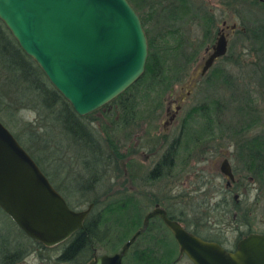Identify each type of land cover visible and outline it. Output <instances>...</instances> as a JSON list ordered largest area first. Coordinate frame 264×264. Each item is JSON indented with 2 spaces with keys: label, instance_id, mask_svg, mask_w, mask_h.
<instances>
[{
  "label": "rangeland",
  "instance_id": "1",
  "mask_svg": "<svg viewBox=\"0 0 264 264\" xmlns=\"http://www.w3.org/2000/svg\"><path fill=\"white\" fill-rule=\"evenodd\" d=\"M172 2L175 0H139L133 7L138 16L144 19L142 27L154 33L161 29L155 24L158 13L162 15ZM188 2L193 11L204 12L205 16L189 20V13H186L188 21L179 23L185 42L183 49L191 52L187 70L164 93L160 107L153 113L142 110L131 124L111 133L121 155L110 154L98 163L95 173L98 172L100 178L91 183L87 193L93 196L107 192L108 197L131 193L138 199L142 213L158 202L179 218L184 227L205 237L216 238L224 248H231L241 232L264 231V183L257 181L248 171L235 170L237 165L232 155L235 142L254 133L264 135V88L257 81L259 74L252 49L255 42L245 29L254 21L264 20V3L256 0ZM148 3L155 4L152 13L148 11ZM209 18L214 20L213 25ZM222 20L229 32L227 48L201 75L199 68L202 59L216 36L217 28L222 26ZM232 24L233 29L230 27ZM5 90L0 86V121L21 139L24 138L23 132L26 136L32 128L38 136L45 137L51 120L48 112L40 111L33 105L34 100L17 97L15 93L13 95ZM211 99L218 103L212 134L196 142L186 141L184 149H177L174 164L164 175L156 179L145 178L166 142L177 134L184 111L192 104ZM243 100H248L246 112H241L237 107ZM140 106L143 108L145 105L141 103ZM109 112L102 107L82 116L83 121H89L97 130L99 140L103 138L99 127L108 124L105 115L110 116ZM251 119L253 121L248 124ZM58 134L52 132L46 141L43 142L44 137L40 140L43 144L46 142L43 154L48 156L40 162L48 173L50 183L63 195L65 193L75 199L79 194L77 191L71 193L72 185L88 181L85 175H79L83 172L80 161L82 151L80 156L74 151L77 146L80 147L78 141L71 143L67 136ZM54 139H57V143L59 141L58 146ZM24 140L29 144L26 142L29 140ZM36 141L38 138L31 142L36 144ZM37 148L31 146L34 154L39 156ZM225 156L233 175L243 182L245 193L238 195L240 210L237 204L234 206L232 198V194L238 192L234 185L230 186L229 192L224 189L227 178L220 172L219 164ZM243 173L249 174L251 179L242 177ZM71 202L74 203V200ZM59 248L57 244L41 245L27 236L0 208V264H79L77 260H57ZM95 248L96 253L110 251L101 244H96ZM175 264L192 262L181 255Z\"/></svg>",
  "mask_w": 264,
  "mask_h": 264
},
{
  "label": "water",
  "instance_id": "2",
  "mask_svg": "<svg viewBox=\"0 0 264 264\" xmlns=\"http://www.w3.org/2000/svg\"><path fill=\"white\" fill-rule=\"evenodd\" d=\"M0 20L79 115L112 99L143 72L146 35L128 0H0ZM225 50L220 31L199 74ZM219 170L232 178L226 158ZM90 206L71 208L0 121V208L20 230L42 244H54L81 227ZM155 215L175 241V260L184 255L192 264H264V231L246 233L226 249L185 229L157 203L143 213L140 225L117 251H93L85 264H120Z\"/></svg>",
  "mask_w": 264,
  "mask_h": 264
},
{
  "label": "trees",
  "instance_id": "3",
  "mask_svg": "<svg viewBox=\"0 0 264 264\" xmlns=\"http://www.w3.org/2000/svg\"><path fill=\"white\" fill-rule=\"evenodd\" d=\"M137 1L139 0H128L132 7ZM188 1L175 0L162 15L158 13L155 24L161 29L158 28L154 33H149L146 28H143L147 41L143 72L124 90L94 109L98 110L103 107L107 112L110 110L108 114L111 115H105L108 124L105 127L103 125L99 127L100 132H103L102 140L98 139V132L93 125L89 121L82 120L85 114L79 115L72 110L67 100L49 83L35 61L21 50L0 20V86L13 95L15 93L17 97L34 100L33 105L37 106L40 111L48 112L47 115L51 117L48 127L46 125L48 130L45 137L38 136L33 128L27 132L26 136L23 132V139L16 133L12 132V134L47 177L48 173L45 172L40 160L48 157L45 153L43 154V148L46 147V142L44 144L43 142L47 137L50 138L52 132L67 136L71 143L78 141L80 147L77 146L74 151L79 156L82 151L80 161L83 172L79 175L82 177L85 175L88 181L85 184L72 185L71 193L77 191L79 197L72 199L65 193L61 195L71 208L83 205L86 207L89 202L91 206L82 219L81 227L74 229L65 238L54 243L60 247L56 255L57 260H77L80 261L79 264H82L91 256L92 251L95 252L96 244H101L105 249L110 250L109 252L117 251L120 247L119 243L121 244L140 225L143 213L138 199L131 193L108 197L110 195L107 192L88 196L87 191L91 183L97 182L100 178L98 172L95 173L98 163H101L105 157L108 158L110 154L117 157L121 155L111 133L131 124L141 115L142 110L148 114L153 113L160 107L164 93L187 70L191 52L183 49L185 42L184 36L180 33L179 23L188 21L185 18L186 13H189V20L205 16L204 12L193 11ZM153 9H155V4L148 3V11L152 13ZM148 16L145 21L150 19L149 13ZM139 18L142 24L144 19L140 16ZM209 21L211 22L210 18ZM245 29L250 32V37L255 42L252 49L255 52L254 62L259 74L257 81L264 88V20L254 21ZM243 101L237 107L241 112H246L249 108L248 100ZM141 103L145 105L143 108L140 106ZM217 110L218 103L212 99L189 106L181 117L177 134L166 142L164 150L147 171L145 178L156 179L164 175L173 166L177 149L179 147L184 149L186 141L196 142L205 136L209 137L215 127ZM252 121L253 119L248 124ZM43 137L44 140L41 142ZM37 138L36 144L31 142L32 139ZM24 139L29 140V142L26 141L29 144L24 143ZM54 143L56 146L59 145L57 139H54ZM243 143L250 152L249 169H255L256 180L264 183V135L256 134L244 140ZM32 145L40 148L36 149L39 156L34 154L31 149ZM72 200L74 203L71 202ZM128 208H131L130 212ZM167 216L179 221L177 217L168 212ZM246 233V231L241 232L236 239ZM176 254L177 246L170 231L155 215L149 218L145 230L129 245L121 257V264H175Z\"/></svg>",
  "mask_w": 264,
  "mask_h": 264
},
{
  "label": "flooded vegetation",
  "instance_id": "4",
  "mask_svg": "<svg viewBox=\"0 0 264 264\" xmlns=\"http://www.w3.org/2000/svg\"><path fill=\"white\" fill-rule=\"evenodd\" d=\"M259 1H261V2H263L264 3V0H259ZM213 21L214 20H212L211 19V24L213 25ZM221 27H219V28H217V30H216V36H217V34L220 32V31H222L223 32V34H224V37H225V40H226V48H227V37H228V30H227V28H226V25L224 24L225 22H224V20H222L221 22ZM232 29H233V27H234V24H232V26H230ZM208 31H210L211 32V30H208ZM207 31V32H208ZM216 36H215V38H216ZM215 38H214V40H215ZM214 40H213V42H214ZM213 42L210 44V46H209V50H208V52L211 50V45L213 44ZM208 52L206 53V55L208 54ZM205 55V56H206ZM222 55H220V56H218V57H216L214 60H216L217 58H219V57H221ZM213 60V61H214ZM213 63V62H212ZM211 63V64H212ZM211 64L209 65V67L211 66ZM208 67V68H209ZM208 68L204 71V73L203 74H201V75H204L205 73H206V71L208 70ZM247 128H249V127H247ZM247 128H245V129H247ZM255 135V133L254 134H251V135H249L247 138L246 137H244V138H242L241 139V141L240 142H235L234 143V148H233V159L235 160V162H236V167H235V170L237 169V170H241V171H248L251 175H252V173L254 172V174H253V176H255V169H249V162H250V152H249V149H248V147H246L245 145H244V143H243V141L244 140H246V139H249L250 137H252V136H254ZM247 145V144H246ZM249 145V144H248ZM224 158V157H223ZM225 158L227 159V157L225 156ZM227 161H228V159H227ZM228 163H229V161H228ZM229 166H230V164H229ZM230 170H231V167H230ZM231 173H232V178L231 179H229L227 176H225L224 175V177H226L227 179L225 180V191H227V192H229L230 190V186L233 184L234 185V188H235V190H237L238 192H234L233 194H232V198H233V202H234V206L237 204L238 206H237V209L238 210H240L241 209V206H240V203H239V200H238V195L242 192V194L243 193H245V191H244V186L242 185L243 184V182H242V180H239L240 178L237 176V177H235L234 175H233V172H232V170H231ZM243 176L242 177H246V179H247V177L249 178L250 176H249V174L247 175L246 173H243L242 174ZM242 177H241V179H242ZM244 179V178H243ZM250 179H251V177H250ZM225 195V194H224ZM155 203H157L158 205H159V203L158 202H154L153 203V205L155 204ZM152 205V206H153ZM161 206V205H160ZM161 207H163V206H161ZM164 208V210H165V212H166V214H167V212H168V210L165 208V207H163ZM169 213V212H168ZM169 214H171V213H169ZM172 216H173V214H171ZM176 217V216H175ZM179 219V218H178ZM178 221V220H177ZM179 222H180V219H179ZM180 224L183 226V224L180 222ZM184 227V226H183ZM185 229H187V230H189L190 232H192V233H195L196 235H198V236H200V237H202V238H205V239H208V240H214V241H216V238H211V237H205V236H203V235H200L199 233H197L196 231H194V230H192V229H188L187 227H184ZM249 232H252V231H249ZM249 232H247V233H249ZM245 235V234H244ZM243 236V235H242ZM240 238V237H239ZM237 240V239H236ZM236 240H235V242H236ZM216 242H218V241H216ZM235 242H234V244H233V246L231 247V248H226V249H232L233 247H234V245H235ZM95 252H96V250H95ZM93 253V251L91 252V256L89 257V258H91L92 257V254ZM85 264V263H84ZM121 264V263H120Z\"/></svg>",
  "mask_w": 264,
  "mask_h": 264
}]
</instances>
